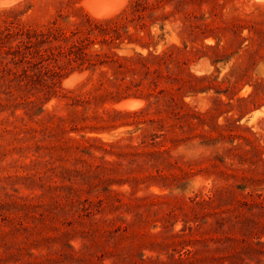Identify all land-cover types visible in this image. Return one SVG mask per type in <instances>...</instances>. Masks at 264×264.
Masks as SVG:
<instances>
[{"label": "rangeland", "instance_id": "obj_1", "mask_svg": "<svg viewBox=\"0 0 264 264\" xmlns=\"http://www.w3.org/2000/svg\"><path fill=\"white\" fill-rule=\"evenodd\" d=\"M5 1L0 264H264V1L198 4L193 37L178 12L150 22L139 37L163 75L120 88L88 71L18 84L6 36L134 0L105 17L88 0Z\"/></svg>", "mask_w": 264, "mask_h": 264}, {"label": "trees", "instance_id": "obj_2", "mask_svg": "<svg viewBox=\"0 0 264 264\" xmlns=\"http://www.w3.org/2000/svg\"><path fill=\"white\" fill-rule=\"evenodd\" d=\"M211 1L134 0L124 11L109 18L99 19L83 14L81 21L75 23L60 14L44 28L23 25L16 33L6 36L7 55L11 56L10 64L14 66L7 72L18 84L27 82L47 87L55 79L76 71H88L90 75L98 72L101 81L109 79L119 88L128 78L132 83L133 77L140 74L144 77L134 83L142 85L143 81L150 80L151 84H155V77L163 74L158 73L154 77L150 65L153 60L166 63L167 56L150 55L149 42L140 38V33L148 36L146 31L150 22L165 21L178 12L182 15L185 32L193 37L198 29L195 9L198 4ZM167 6L173 10L165 12ZM60 19L66 23H61ZM161 29H164L163 24ZM116 49H131L137 56L120 55ZM250 61L242 76L248 75L254 59L251 57ZM48 80L51 82L48 83Z\"/></svg>", "mask_w": 264, "mask_h": 264}, {"label": "bare ground", "instance_id": "obj_3", "mask_svg": "<svg viewBox=\"0 0 264 264\" xmlns=\"http://www.w3.org/2000/svg\"><path fill=\"white\" fill-rule=\"evenodd\" d=\"M13 1H15V0H6L3 3L9 4ZM262 1H264V0H262ZM88 3L91 6V10H92L93 14L97 17L108 16L111 13L117 11V9H118L115 5L113 6L112 4H110V0H88ZM118 3L120 6L123 4V1L119 0ZM126 103H129V102H126Z\"/></svg>", "mask_w": 264, "mask_h": 264}]
</instances>
